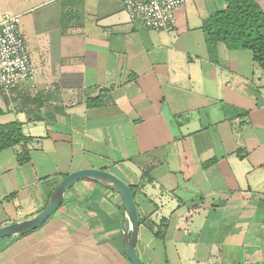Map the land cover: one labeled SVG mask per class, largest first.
Returning <instances> with one entry per match:
<instances>
[{"label":"crops","instance_id":"1","mask_svg":"<svg viewBox=\"0 0 264 264\" xmlns=\"http://www.w3.org/2000/svg\"><path fill=\"white\" fill-rule=\"evenodd\" d=\"M226 6L186 0L164 32L120 0H0L33 67L0 89V126L26 140L0 151V227L96 169L134 189L144 264H264V71L250 51L208 49L204 22ZM123 224L121 198L81 181L43 226L0 240V264H130Z\"/></svg>","mask_w":264,"mask_h":264},{"label":"built area","instance_id":"2","mask_svg":"<svg viewBox=\"0 0 264 264\" xmlns=\"http://www.w3.org/2000/svg\"><path fill=\"white\" fill-rule=\"evenodd\" d=\"M186 0H120L132 24L150 31H169ZM21 18L4 14L0 18V89L8 92L13 86L33 77L29 52L20 32Z\"/></svg>","mask_w":264,"mask_h":264},{"label":"trees","instance_id":"3","mask_svg":"<svg viewBox=\"0 0 264 264\" xmlns=\"http://www.w3.org/2000/svg\"><path fill=\"white\" fill-rule=\"evenodd\" d=\"M225 1L226 8L204 22L208 49L223 43L230 50L250 51L253 61L264 71V13L253 0ZM20 127L18 123L0 126V151L26 141ZM25 161L18 158L19 164Z\"/></svg>","mask_w":264,"mask_h":264},{"label":"water","instance_id":"4","mask_svg":"<svg viewBox=\"0 0 264 264\" xmlns=\"http://www.w3.org/2000/svg\"><path fill=\"white\" fill-rule=\"evenodd\" d=\"M81 181L93 182L114 192L121 198L124 213L122 229L124 254L130 264H144L139 259L136 250L139 221L134 195L126 183L113 174L103 170L84 169L67 175L54 188L45 206L40 211L25 220L1 226L0 240L21 237L43 226L60 208L66 193Z\"/></svg>","mask_w":264,"mask_h":264}]
</instances>
